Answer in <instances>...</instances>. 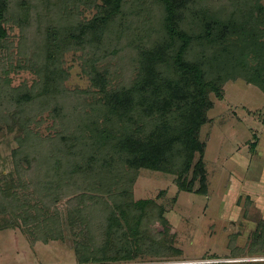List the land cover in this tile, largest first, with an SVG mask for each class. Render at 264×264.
<instances>
[{
  "label": "trees",
  "instance_id": "obj_1",
  "mask_svg": "<svg viewBox=\"0 0 264 264\" xmlns=\"http://www.w3.org/2000/svg\"><path fill=\"white\" fill-rule=\"evenodd\" d=\"M263 36L257 0H0V68L17 54L37 76L0 78V146L16 144L9 172L0 155V230L62 242L74 264L179 258L165 207L136 200V183L142 170L171 173L181 192L208 194L211 95L235 78L264 93V58L246 61ZM69 52H81L90 88L66 85ZM249 253L264 254V219Z\"/></svg>",
  "mask_w": 264,
  "mask_h": 264
},
{
  "label": "rangeland",
  "instance_id": "obj_2",
  "mask_svg": "<svg viewBox=\"0 0 264 264\" xmlns=\"http://www.w3.org/2000/svg\"><path fill=\"white\" fill-rule=\"evenodd\" d=\"M102 2V0H99ZM264 6V0H257ZM95 11L85 10L91 19ZM10 37L17 42L20 29L14 22L7 25ZM250 43L246 58L256 67L263 57L260 46ZM17 51L15 50V53ZM81 52L65 55L70 89H88L90 80L84 75ZM15 54L4 60L8 74L0 68V78L7 77L12 87L31 85L37 76L25 68ZM9 63L14 67H10ZM20 65V67H18ZM214 103L208 113L200 139L206 144L204 162L208 173V194L181 192L171 173L142 170L135 186L136 200L154 199L167 211L166 217L175 234V245L182 251L177 259L139 264H238L264 262V254H250L252 234L264 219V93L242 78L230 79L222 98L211 95ZM42 130L47 133L46 125ZM256 143V148L251 145ZM16 147L12 135L0 146L1 157L7 158L9 172L11 151ZM1 169V167H0ZM199 187L197 183L195 189ZM241 250L234 257L233 249ZM74 251L62 242L44 245L30 243L20 228L0 230V264H74Z\"/></svg>",
  "mask_w": 264,
  "mask_h": 264
}]
</instances>
